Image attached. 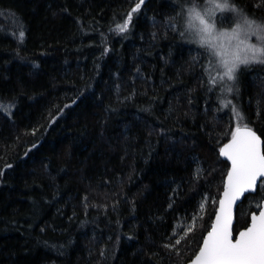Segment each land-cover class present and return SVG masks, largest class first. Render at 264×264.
Segmentation results:
<instances>
[{"label":"trees","instance_id":"1","mask_svg":"<svg viewBox=\"0 0 264 264\" xmlns=\"http://www.w3.org/2000/svg\"><path fill=\"white\" fill-rule=\"evenodd\" d=\"M206 1L143 0L120 33L141 0H0V264L195 254L228 168L221 144L241 125L264 139V64L212 83L213 57L186 29ZM230 3L264 24V0ZM215 13L233 19L219 28L239 22ZM263 197L261 184L244 197L234 233Z\"/></svg>","mask_w":264,"mask_h":264},{"label":"snow or ice","instance_id":"2","mask_svg":"<svg viewBox=\"0 0 264 264\" xmlns=\"http://www.w3.org/2000/svg\"><path fill=\"white\" fill-rule=\"evenodd\" d=\"M208 2L212 8L206 10L204 14L195 6L189 9L187 28L195 30L198 43L206 47L210 55L215 58V63L223 69L222 73L212 77V83H216L217 78L221 81L224 78L235 81L241 65L264 64V24L250 19L242 10L230 3V0H222V2L208 0ZM142 3L143 0L128 13L123 24L117 25L120 33L129 29L133 14L140 9ZM216 11L236 13L239 22L231 31L217 34L215 24L209 23L205 18L206 15L213 16ZM241 34L244 36L243 40L239 38ZM20 36L23 38L24 33L21 32ZM253 36L259 41V46L246 42ZM223 39L236 40L237 43L229 50L223 42L217 43L218 40L223 41ZM227 91L231 92L232 88L229 87ZM233 110L237 119L242 122L243 116L235 108ZM220 154L226 156L232 165L225 183L223 198L220 200L223 210L226 203L230 205L241 193L253 189L257 178H261L259 183L264 186V152L260 151V138L252 129L245 126L243 129L240 127L235 129L232 139L220 149ZM196 219L193 218L194 222ZM230 223V217L226 215L221 222V215L217 213L216 223L208 232L194 264H264V210L260 211L259 216L253 214L250 227L241 231L235 240L232 239ZM192 230L193 227L189 226L188 231ZM179 243L180 241L177 240V244Z\"/></svg>","mask_w":264,"mask_h":264},{"label":"water","instance_id":"3","mask_svg":"<svg viewBox=\"0 0 264 264\" xmlns=\"http://www.w3.org/2000/svg\"><path fill=\"white\" fill-rule=\"evenodd\" d=\"M237 127H240V128H244L245 125H241V126H237ZM235 127V129L237 128ZM247 128H250L252 129L256 135L260 138V151L261 152H264V139L262 136L259 135V133L257 131H255L253 128H251L250 126H246ZM235 129L233 130V132L235 131ZM232 132V133H233ZM232 139V135L230 136L229 139H227L224 143L221 144L220 148H219V156L221 157V159L227 161L228 163V168L226 170V173H225V176H224V179H223V184H222V190L220 192V195H219V198H218V201H217V204H216V208H215V211H214V214H213V217H212V220L210 222V226L208 228V230L204 233L202 239H201V242H200V245L197 249V251L195 252V254L185 263V264H194L195 260H196V257L200 251V248L203 246V243H204V240L205 238L207 237V234L208 232H210L212 230V227L213 225L216 223V220H217V213L219 212L220 215H221V222H223L225 216L227 215L228 217H230V220H231V223H230V228H231V232H232V239L235 240V238L239 235V233L241 231H244L246 230L248 227H250L251 223H252V216L253 214L259 216V213L260 211L264 210V197L261 199L260 201V205H259V208L258 210L256 211H252L250 214H249V221L247 223L246 226L240 228L236 233H234L233 231V228H234V224H235V220H236V211H237V207L238 205L242 202V200L244 199V197L249 194V193H253L256 191V189L258 188L259 186V181L261 178H257V183L256 185L254 186L253 189H247L244 193H241L239 198L231 203L230 205L226 203L225 205V208L223 210H221V205H220V200L223 198V193H224V190H225V183H226V180H227V177H228V173L232 167L231 165V161L226 157V156H222L220 154V149L227 143H229V141Z\"/></svg>","mask_w":264,"mask_h":264},{"label":"rangeland","instance_id":"4","mask_svg":"<svg viewBox=\"0 0 264 264\" xmlns=\"http://www.w3.org/2000/svg\"><path fill=\"white\" fill-rule=\"evenodd\" d=\"M202 8L198 7L197 9L199 11H201L202 14H204L206 12V10L212 8V5L208 2V0L205 2V4L203 6H201ZM189 12V11H188ZM216 14V13H215ZM215 14L211 17H208L207 15L205 16L206 19H208L209 23H214L215 24V31L216 33L218 34L219 32H223V31H231V29H227L226 27H222V28H219L218 25H217V22H216V19L219 20V23H231L233 21L232 17H229V16H224V17H221V18H217L215 17ZM187 20H188V15H187ZM258 23V22H257ZM261 24V23H260ZM187 31L189 32V34L192 36L193 34H195V30H188V28H186ZM196 35V34H195ZM241 40L244 39V36L243 34L240 35L239 37ZM251 38V37H249ZM254 40H256L254 38V36L252 37ZM198 39V37H197ZM257 41V40H256ZM220 42H223V44L225 45L226 48H228L229 50H231L232 48L235 47L237 41L236 40H232V41H228L227 39H223V41H220L218 40L217 43H220ZM247 43H251V44H255L254 42H251V39H247L246 41ZM213 65L216 67V70L212 68V70L215 71V73H222L223 69L219 67V65H217L215 63V58L213 57ZM206 200H207V196L204 195V197L201 199L200 201V206L201 204H203V207L206 203ZM218 201V200H217ZM259 207V206H258ZM201 210V209H200ZM258 210V209H257ZM193 218H196V215H193L191 217V219H185V217H180L176 222H175V225H174V230L172 232V236L174 237H177V236H181L182 233L184 231L187 230V228H189V226H192L193 223H194V220Z\"/></svg>","mask_w":264,"mask_h":264}]
</instances>
